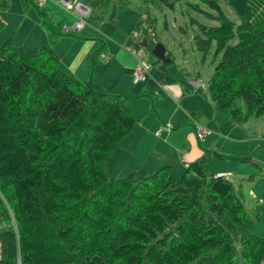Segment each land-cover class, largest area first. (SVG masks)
Instances as JSON below:
<instances>
[{
  "label": "trees",
  "instance_id": "1",
  "mask_svg": "<svg viewBox=\"0 0 264 264\" xmlns=\"http://www.w3.org/2000/svg\"><path fill=\"white\" fill-rule=\"evenodd\" d=\"M80 1L91 9L88 24L105 21L110 0ZM203 2L209 11L194 8L217 25L199 24L194 45L204 55L213 47L221 54L207 90L215 111L236 126L263 118L264 0ZM21 3L37 8L50 46L29 50L13 35L0 48V213L9 224L0 232V264H235L238 256L264 264V239L238 233L235 222L249 214L234 184L206 168L211 153L184 174L174 166L137 168L121 179L108 174L139 121L132 100L149 97L154 110L157 95L107 91L63 71L54 46L77 35L65 31L73 20L52 18L51 3ZM6 9L0 0V11ZM145 20L126 45L151 55L148 63L160 67L164 83L176 82L167 70L170 54L169 62L153 54L157 19ZM228 212L234 223L226 221Z\"/></svg>",
  "mask_w": 264,
  "mask_h": 264
},
{
  "label": "rangeland",
  "instance_id": "2",
  "mask_svg": "<svg viewBox=\"0 0 264 264\" xmlns=\"http://www.w3.org/2000/svg\"><path fill=\"white\" fill-rule=\"evenodd\" d=\"M71 1L76 3L80 0ZM221 3L227 16L238 23L239 18L236 14L223 1ZM196 4L209 11L203 0H110L103 8L106 18L104 22L95 20L89 22L84 30L76 32V36L63 37L54 48L61 59L60 67L63 71L71 74L70 67L76 65L83 78H87L84 81L79 80L81 83L86 84L89 81L102 83L107 91L115 93L138 95L145 89L157 94L159 102L154 110L149 97L132 100L131 108L134 115L139 118L136 125L140 127L145 122V125L151 126L152 120L158 121V124L161 123L160 119L167 123L174 122L172 121L174 117L181 122L182 110L187 112L189 108H198L201 113L198 123L214 133L210 132L209 135L207 133L200 142L193 126L183 122L174 134L183 139L188 138L193 149L205 148L203 156L211 153L212 159L206 164L209 172L215 166L226 173L235 172L230 175L224 173V176L234 184L246 206L249 218L244 223H238L235 222L233 213L228 212L226 221L235 222L240 236L256 235L264 239V140L258 137L264 136V117L252 121L251 125L256 124L257 127L249 130L247 141H237L235 146L231 144L230 146L234 147L232 149L236 151L225 153L231 154L226 155L227 157L222 156L225 155L222 152L229 146L225 139L224 121L229 125L234 124L215 111L207 91L198 93V90L193 91L191 86L194 81L200 79L208 89L209 81L221 58V54L215 55V47L204 55L194 45V38L200 33L199 24L217 25V22L210 21L197 11L194 8ZM3 5L7 9L0 11L2 38L14 35L15 39L29 50H35L40 45L50 46L48 33L40 22L39 12L34 5L28 10L23 8L21 0H3ZM49 13L54 19L69 17L76 21V18L73 19L57 7H50ZM148 15L157 19L154 33L159 44L166 47L167 54H170L173 60L167 70L177 79L176 82L164 83L159 66L153 68L152 76L146 83L135 81L134 71L139 62L148 63V60L154 58L146 53L143 56L133 53L126 42L128 38L133 37L136 25L144 21ZM104 44L107 45V49L99 57H94L98 53V48H102ZM186 88L192 92L184 94ZM241 127L247 129V125ZM256 132L258 134H252ZM129 136L110 161L108 174L113 178H126L130 172L138 168L133 167L131 162L141 160L146 162L150 158L145 159L142 153L138 154V150L145 147V143L138 145L143 137H138L132 142L127 141ZM234 152L238 154L234 155ZM148 170L149 173L153 172L152 169ZM184 172L185 170L180 171L181 174ZM8 228L9 224L3 221L0 213V232ZM236 244L239 246L238 241ZM235 264L248 262L238 256Z\"/></svg>",
  "mask_w": 264,
  "mask_h": 264
},
{
  "label": "crops",
  "instance_id": "3",
  "mask_svg": "<svg viewBox=\"0 0 264 264\" xmlns=\"http://www.w3.org/2000/svg\"><path fill=\"white\" fill-rule=\"evenodd\" d=\"M5 26L7 29L6 23H5ZM1 30H2V28H0V46L2 47L3 44L6 42V40L9 39L13 35L9 36L8 38H6V37L2 38V36H1L2 31ZM75 48H76V46H74V49ZM70 69H71V74L70 73L69 74L71 76H77V77H75L76 79L78 78V80H81V81H84V79H87V78H83V76H82L83 74H81L80 70L76 67V65H73L72 67H70ZM188 88H190V87L188 86ZM143 92H148V91L144 89ZM185 92L186 93H184V94H190L192 91L190 89L186 88ZM178 106H180V105H178ZM131 110H132V108H131ZM191 111H194L191 114L194 115L196 120H193L188 115V113H190ZM132 112H133V110H132ZM178 112H180V111H178ZM180 114L182 116L181 122H179V120L176 117H174L172 119V121H174V122L167 123L164 120L160 119L161 123H159V124H158V121L152 120L151 126L145 125L146 122L141 127L139 125H136V127L134 128L133 132L130 134L127 141L133 142L138 137H143L141 139V143H138V145H142L145 143V147L140 148L138 150V154L142 153L143 158H145V159L148 157H150V158L146 162H143V160L131 162L133 164V167L143 168L146 171H149L148 169H152L151 171H155L156 169H158L162 166H174L179 171H182V170H186L190 163H192L196 160H199L201 157H203L204 151H206V150H204L205 148L201 149V150L196 149V148L193 149L188 138L183 139L181 136L177 137L174 134L175 131H177V129L180 128V126L183 122H185V123L187 122V124L192 125L194 130H195V127H194L195 122L194 121H196L198 123L199 122L198 118L201 116L199 109L198 108H189V110L187 112L182 110V112ZM176 116H178V114ZM143 121H146V120H143ZM252 121L253 120H251L249 123L244 125V126L247 125V129H243L241 126L229 125L228 123H226V121H224L225 130H226V135H225L226 138L225 139L227 140V144L229 146H228V148H225V151L222 152L223 154L232 153V151H236V150L232 149L234 147H231L230 146L231 144H233V146H235L237 141H247L248 140V137L250 134L249 130L252 131V128L257 127L256 124L251 125ZM169 126H171L170 131L167 130V128ZM207 130H208V135H209L210 132H212V131L210 129H207ZM195 133H196V131H195ZM212 133H214V132H212ZM252 134L255 135L258 133L256 132V133H252ZM258 137L261 138L262 140H264V136H258ZM203 140H199V141L202 142ZM136 148H137V146H136ZM216 149H218L217 151L220 152V149L217 148V146H216ZM236 154H238V152H234V155H236ZM226 155H231V154H225L222 156L227 157ZM139 166H144V167H139ZM180 169H182V170H180ZM211 173H213L217 176H224V173H226V172L221 170V168L215 166V167H212ZM233 173H235V172L234 171L228 172L226 174L230 175Z\"/></svg>",
  "mask_w": 264,
  "mask_h": 264
},
{
  "label": "built area",
  "instance_id": "4",
  "mask_svg": "<svg viewBox=\"0 0 264 264\" xmlns=\"http://www.w3.org/2000/svg\"><path fill=\"white\" fill-rule=\"evenodd\" d=\"M37 1L41 7H46L50 3L54 4L55 6L59 7L62 11H64L66 14L70 15L73 18H76V21L72 25L65 27V31L81 32L87 26V18L91 13V9L83 1H78L76 3H73L71 0H37ZM138 53L139 56H143V54H145L143 50H140ZM152 70H153V66L150 65L149 63L139 62L138 66L135 68L134 71L135 81L139 83H146L149 80V78L152 76ZM191 86L193 87V91L198 90L206 93L205 91L208 90L206 84L203 83L202 80L200 79L194 81ZM194 126H195L197 138L199 140H203L205 135L208 133V130L202 127L199 123H195ZM167 129L171 130V126H169Z\"/></svg>",
  "mask_w": 264,
  "mask_h": 264
},
{
  "label": "water",
  "instance_id": "5",
  "mask_svg": "<svg viewBox=\"0 0 264 264\" xmlns=\"http://www.w3.org/2000/svg\"><path fill=\"white\" fill-rule=\"evenodd\" d=\"M153 54L158 57L161 60H166V62H169V60L166 58L167 56V49L163 45L159 44L153 51Z\"/></svg>",
  "mask_w": 264,
  "mask_h": 264
},
{
  "label": "clouds",
  "instance_id": "6",
  "mask_svg": "<svg viewBox=\"0 0 264 264\" xmlns=\"http://www.w3.org/2000/svg\"><path fill=\"white\" fill-rule=\"evenodd\" d=\"M63 12H64V11H63ZM64 13H65V12H64ZM72 18H73V17H72ZM73 19H74V18H73ZM74 22H75V21L73 20V23H74ZM71 25H72V24H71ZM87 25H88V23H87ZM84 29H85V28H84ZM84 29H83V30H84ZM75 33H76V32H75ZM77 33H79V32H77Z\"/></svg>",
  "mask_w": 264,
  "mask_h": 264
}]
</instances>
